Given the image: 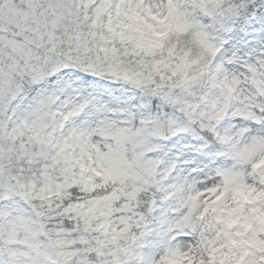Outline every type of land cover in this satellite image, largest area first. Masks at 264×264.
Returning a JSON list of instances; mask_svg holds the SVG:
<instances>
[{"label": "snow or ice", "instance_id": "snow-or-ice-1", "mask_svg": "<svg viewBox=\"0 0 264 264\" xmlns=\"http://www.w3.org/2000/svg\"><path fill=\"white\" fill-rule=\"evenodd\" d=\"M0 264H264V0H0Z\"/></svg>", "mask_w": 264, "mask_h": 264}]
</instances>
